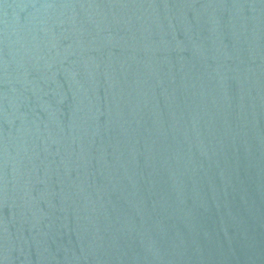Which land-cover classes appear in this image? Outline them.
<instances>
[{"label": "water", "instance_id": "95a60500", "mask_svg": "<svg viewBox=\"0 0 264 264\" xmlns=\"http://www.w3.org/2000/svg\"><path fill=\"white\" fill-rule=\"evenodd\" d=\"M0 264H264V0H0Z\"/></svg>", "mask_w": 264, "mask_h": 264}]
</instances>
